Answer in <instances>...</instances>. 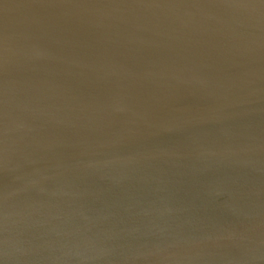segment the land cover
Returning <instances> with one entry per match:
<instances>
[{
    "label": "water",
    "instance_id": "water-1",
    "mask_svg": "<svg viewBox=\"0 0 264 264\" xmlns=\"http://www.w3.org/2000/svg\"><path fill=\"white\" fill-rule=\"evenodd\" d=\"M0 264H264V0H0Z\"/></svg>",
    "mask_w": 264,
    "mask_h": 264
}]
</instances>
